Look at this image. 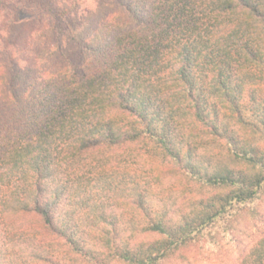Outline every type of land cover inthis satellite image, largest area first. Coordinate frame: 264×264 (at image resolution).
Instances as JSON below:
<instances>
[{"label":"trees","instance_id":"16d2710c","mask_svg":"<svg viewBox=\"0 0 264 264\" xmlns=\"http://www.w3.org/2000/svg\"><path fill=\"white\" fill-rule=\"evenodd\" d=\"M33 9L34 19L21 15ZM262 58L264 0H0V264H59L56 256L70 254L157 264L219 210L249 201L261 173L236 179L191 165L196 183L230 192L167 222L166 201L147 209L151 184L110 153L143 137L181 164L180 150L192 158L178 134L179 118L189 116L257 166V152L235 145L221 110L247 125L243 87ZM113 201L137 213L124 235L119 215L104 213ZM138 232L155 240L132 244ZM238 264H264V240Z\"/></svg>","mask_w":264,"mask_h":264},{"label":"rangeland","instance_id":"374dc122","mask_svg":"<svg viewBox=\"0 0 264 264\" xmlns=\"http://www.w3.org/2000/svg\"><path fill=\"white\" fill-rule=\"evenodd\" d=\"M21 15L25 17L32 15L34 19L38 15V11L35 9L33 11L23 10ZM22 27L30 29V24L27 22ZM262 59L264 60V58ZM256 70L252 85L249 83V86L243 87V96L239 106L247 125L239 126L235 114L232 115L225 111L228 109L226 104V109L221 110V118L224 123H226L225 118L228 122L233 121L230 124L233 128L236 146L244 147L253 154L257 152V166L232 156L230 145L224 138L213 136L207 129L193 127L189 116L187 118L180 117L178 122L180 125L178 134L184 139V146L189 144L193 151L192 158H189L188 152L184 148H182L184 150H180L181 164H176L161 155L156 146L143 137L125 145L129 148L127 150L126 147L111 150L110 156L114 154L126 159L125 169L127 172L130 174L134 172L136 178L143 181L142 183L151 184L147 199L148 206L153 207H147V209L156 212L158 208L156 205L160 203L159 197L161 202L166 201L164 204L167 208L165 213L167 222L179 223L182 215L200 209L198 203L214 198L222 200L220 198L230 192V189H216L196 183L194 178L187 175L189 170L194 171L190 167L191 165L197 169L194 171L195 173L199 172L204 175L220 173L236 179L238 178L237 174H242L244 177H254L258 173L264 175V172H261V167L264 168V63L258 64ZM259 87H261L260 93ZM251 92H254L255 97L259 93V96L256 97L258 111L253 113V117L249 111L250 105L254 103ZM200 131L202 134L199 135ZM112 164L115 166L114 162ZM105 177L107 182L115 180L114 177L110 178L109 174H106ZM102 180L106 184L105 179ZM108 198L113 199L112 197ZM113 203L115 206L104 209V213L107 217L114 216V214L119 215L116 229L119 230L120 235H124V230L134 229L132 221L137 213L134 212L132 206L125 202L119 205H116L117 201H113ZM219 211L211 223L201 228L199 234L195 233L191 236L192 240L185 242L184 245L172 251L157 264H238L251 245L264 240V181L261 188L249 201ZM153 240H155V236L138 232L134 236L132 244L138 242L149 244ZM118 241L121 242L122 239ZM91 250L93 247L89 246L88 251ZM97 253L99 250L94 251V256ZM56 257L59 264L63 262L65 264H95L74 254L68 255L65 260H62L60 256ZM104 262L120 264L110 258L105 259Z\"/></svg>","mask_w":264,"mask_h":264}]
</instances>
